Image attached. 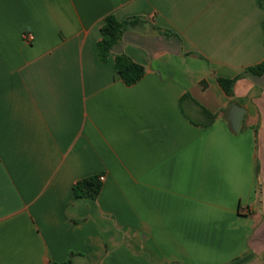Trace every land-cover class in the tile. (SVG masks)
<instances>
[{
    "label": "crops",
    "instance_id": "crops-1",
    "mask_svg": "<svg viewBox=\"0 0 264 264\" xmlns=\"http://www.w3.org/2000/svg\"><path fill=\"white\" fill-rule=\"evenodd\" d=\"M263 61L264 0H0V264H264Z\"/></svg>",
    "mask_w": 264,
    "mask_h": 264
},
{
    "label": "trees",
    "instance_id": "trees-1",
    "mask_svg": "<svg viewBox=\"0 0 264 264\" xmlns=\"http://www.w3.org/2000/svg\"><path fill=\"white\" fill-rule=\"evenodd\" d=\"M262 1L260 0V2ZM144 21L145 18L143 17H131L120 21L114 14L107 15L101 27L102 38L96 46L99 61L106 62L113 48L121 42L125 31ZM154 28L162 32L158 27L154 26ZM163 33L167 36H173L171 31H164ZM114 69L127 86L137 83L145 75L144 66L134 62L125 54L115 56ZM263 74L264 61L248 67L243 73L233 79L219 78L218 82L227 95L233 96L235 84L239 79L253 75L261 76ZM101 189L102 181L96 175L77 181L73 186V194L77 199L86 198L94 200L99 196ZM66 264H70V261Z\"/></svg>",
    "mask_w": 264,
    "mask_h": 264
},
{
    "label": "water",
    "instance_id": "water-1",
    "mask_svg": "<svg viewBox=\"0 0 264 264\" xmlns=\"http://www.w3.org/2000/svg\"><path fill=\"white\" fill-rule=\"evenodd\" d=\"M244 109L241 108L239 105L237 104H233L232 108L230 110V114H229V120H230V124H231V128L234 132H239L242 121H243V117H244Z\"/></svg>",
    "mask_w": 264,
    "mask_h": 264
},
{
    "label": "built area",
    "instance_id": "built-area-1",
    "mask_svg": "<svg viewBox=\"0 0 264 264\" xmlns=\"http://www.w3.org/2000/svg\"><path fill=\"white\" fill-rule=\"evenodd\" d=\"M105 180V177H100V181H104Z\"/></svg>",
    "mask_w": 264,
    "mask_h": 264
}]
</instances>
